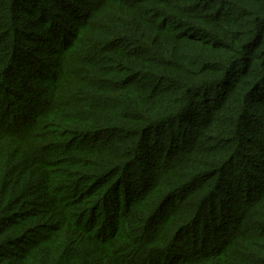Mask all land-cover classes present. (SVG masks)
<instances>
[{"label":"trees","instance_id":"16d2710c","mask_svg":"<svg viewBox=\"0 0 264 264\" xmlns=\"http://www.w3.org/2000/svg\"><path fill=\"white\" fill-rule=\"evenodd\" d=\"M0 92V264H264V0H0Z\"/></svg>","mask_w":264,"mask_h":264},{"label":"rangeland","instance_id":"374dc122","mask_svg":"<svg viewBox=\"0 0 264 264\" xmlns=\"http://www.w3.org/2000/svg\"><path fill=\"white\" fill-rule=\"evenodd\" d=\"M30 44V43H29ZM47 57V56H46ZM46 61H48L49 62V57H47V59H46ZM47 73L49 74V72L47 71ZM0 93H2V94H4V92H0ZM17 93H18V91H17ZM9 96V95H8ZM7 97V96H6ZM10 99H13V97H7L6 99H4V101L5 102H8V101H11ZM18 103H21V101H17ZM6 112V111H5ZM258 137H256V136H253L252 137V141L254 142V146H251V147H249V151L247 152L248 154H254V155H257L258 157H262V156H264L263 154H264V152H262V151H258L257 149H258ZM247 146H249V145H247ZM63 157H65V156H61L60 158H63ZM244 169H251V167L249 166V165H247L246 163H244ZM63 176V175H62ZM63 180H65L64 182H68V181H70V179H69V177H68V179H66V178H64ZM68 191H65V193H67Z\"/></svg>","mask_w":264,"mask_h":264}]
</instances>
